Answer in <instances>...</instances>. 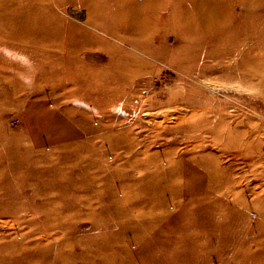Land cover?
Here are the masks:
<instances>
[{
	"label": "rangeland",
	"instance_id": "rangeland-1",
	"mask_svg": "<svg viewBox=\"0 0 264 264\" xmlns=\"http://www.w3.org/2000/svg\"><path fill=\"white\" fill-rule=\"evenodd\" d=\"M0 264H264V0H0Z\"/></svg>",
	"mask_w": 264,
	"mask_h": 264
},
{
	"label": "crops",
	"instance_id": "crops-1",
	"mask_svg": "<svg viewBox=\"0 0 264 264\" xmlns=\"http://www.w3.org/2000/svg\"><path fill=\"white\" fill-rule=\"evenodd\" d=\"M61 6L63 8H66L67 6L70 8H74L75 10L77 9L73 4L68 3L66 4L61 3ZM87 10L88 8L85 7ZM67 20H64L63 22H66ZM72 22H77V21H73V20H68L67 23H72ZM89 24V28L88 30H85V32L89 33L92 32V30L96 31V34L92 35L94 38L96 39H101V40H117L121 43L126 44L129 48H131L132 52L130 53L129 51H127L124 55L118 56L119 59H121V64L122 65L120 67V69L118 70V74H129L134 72L135 74L140 73V67L139 65L141 64L140 62L144 61L143 53L139 51L138 48H135V46L131 45V39H130V35L128 32H126V35L122 36L121 33H117L115 34L114 31L111 30H106L104 28H101L100 26L95 27L94 25ZM68 29L65 31V40L66 38H70L71 36H76L77 32H76V28L78 27L80 30L82 29V27L80 28L79 26H74V25H70L67 24ZM73 27V30L70 28ZM93 27V28H91ZM78 29V30H79ZM90 31V32H89ZM100 32L101 35H97V32ZM111 40V41H112ZM134 41L138 42V39H135ZM141 41V40H140ZM70 47H72L70 45ZM70 47L67 48V43L66 41L64 42V48L65 49H69ZM136 51H139V53H136ZM68 53H64V57L63 59H65V62L63 64V68L60 70L59 75L61 76V81L63 82V86H64V90H68V91H74L77 90L76 86L77 84H81V81L79 80V74L80 71H78L77 69L79 68V55L78 52L76 51L75 47H73V51L70 53L69 51H67ZM108 52V51H106ZM105 56L109 57L108 54H106ZM123 62H127L125 64H123ZM138 64V65H137ZM80 86V85H79Z\"/></svg>",
	"mask_w": 264,
	"mask_h": 264
},
{
	"label": "built area",
	"instance_id": "built-area-1",
	"mask_svg": "<svg viewBox=\"0 0 264 264\" xmlns=\"http://www.w3.org/2000/svg\"><path fill=\"white\" fill-rule=\"evenodd\" d=\"M163 77H164V74L163 73H159L158 76H157V78L160 79V80H162Z\"/></svg>",
	"mask_w": 264,
	"mask_h": 264
}]
</instances>
